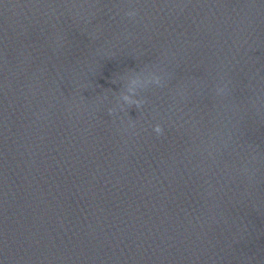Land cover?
<instances>
[{
  "label": "water",
  "instance_id": "obj_1",
  "mask_svg": "<svg viewBox=\"0 0 264 264\" xmlns=\"http://www.w3.org/2000/svg\"><path fill=\"white\" fill-rule=\"evenodd\" d=\"M0 264H264V0H0Z\"/></svg>",
  "mask_w": 264,
  "mask_h": 264
},
{
  "label": "clouds",
  "instance_id": "obj_2",
  "mask_svg": "<svg viewBox=\"0 0 264 264\" xmlns=\"http://www.w3.org/2000/svg\"><path fill=\"white\" fill-rule=\"evenodd\" d=\"M129 15H131V13H129ZM121 97H122L123 101L127 105H129L130 107L134 105L136 108H139L140 103H141L140 101L130 100L127 95H122ZM109 114H111V110H109ZM154 131H155V133H157V135H160L162 133V129L159 125L155 126Z\"/></svg>",
  "mask_w": 264,
  "mask_h": 264
}]
</instances>
